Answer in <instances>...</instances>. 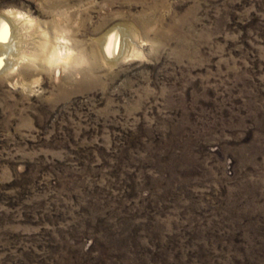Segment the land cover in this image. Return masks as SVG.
Listing matches in <instances>:
<instances>
[{
  "label": "rangeland",
  "instance_id": "1",
  "mask_svg": "<svg viewBox=\"0 0 264 264\" xmlns=\"http://www.w3.org/2000/svg\"><path fill=\"white\" fill-rule=\"evenodd\" d=\"M0 18V264H264V0Z\"/></svg>",
  "mask_w": 264,
  "mask_h": 264
},
{
  "label": "bare ground",
  "instance_id": "2",
  "mask_svg": "<svg viewBox=\"0 0 264 264\" xmlns=\"http://www.w3.org/2000/svg\"><path fill=\"white\" fill-rule=\"evenodd\" d=\"M3 25H5V23L0 18V26H3ZM7 30H8V28H7ZM118 35L119 34L116 33V32L112 33L111 36L106 41L105 50H106V53H107V55L109 57H112V58L117 57V58H119V57H122L124 55L123 52H120V54L118 53V48H119V44H120V37ZM8 37H9V31H8ZM6 49H7L6 46L3 43H1L0 44V67L4 66V67L7 68L8 67V63L6 62L5 56H4L5 53L7 52ZM71 55H72V53H70L69 50H66V48L63 47V49H58V50L54 49L50 54H46V56L44 54L40 53V54L37 55V58L41 59V61L46 63L47 65H53L54 63L57 64V62L61 63V62L67 61L70 58ZM69 60H71V58ZM16 64H17V62H16ZM6 68H5V71H6Z\"/></svg>",
  "mask_w": 264,
  "mask_h": 264
},
{
  "label": "snow or ice",
  "instance_id": "3",
  "mask_svg": "<svg viewBox=\"0 0 264 264\" xmlns=\"http://www.w3.org/2000/svg\"><path fill=\"white\" fill-rule=\"evenodd\" d=\"M8 38L7 26H0V43H6Z\"/></svg>",
  "mask_w": 264,
  "mask_h": 264
}]
</instances>
